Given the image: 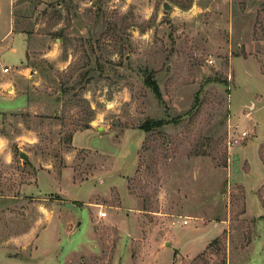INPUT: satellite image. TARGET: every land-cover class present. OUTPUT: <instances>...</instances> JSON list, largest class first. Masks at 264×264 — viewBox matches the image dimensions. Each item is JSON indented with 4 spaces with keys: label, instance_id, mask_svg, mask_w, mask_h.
Returning <instances> with one entry per match:
<instances>
[{
    "label": "rangeland",
    "instance_id": "374dc122",
    "mask_svg": "<svg viewBox=\"0 0 264 264\" xmlns=\"http://www.w3.org/2000/svg\"><path fill=\"white\" fill-rule=\"evenodd\" d=\"M0 264H264V0H0Z\"/></svg>",
    "mask_w": 264,
    "mask_h": 264
},
{
    "label": "trees",
    "instance_id": "16d2710c",
    "mask_svg": "<svg viewBox=\"0 0 264 264\" xmlns=\"http://www.w3.org/2000/svg\"><path fill=\"white\" fill-rule=\"evenodd\" d=\"M149 122V123H148ZM148 122H146L145 124H147V127H146V130L147 129H149V127L148 126H151V127H153V126H155V125H158V124H160V122L159 121H157V120H149ZM150 127V128H151Z\"/></svg>",
    "mask_w": 264,
    "mask_h": 264
},
{
    "label": "built area",
    "instance_id": "2783aa9c",
    "mask_svg": "<svg viewBox=\"0 0 264 264\" xmlns=\"http://www.w3.org/2000/svg\"><path fill=\"white\" fill-rule=\"evenodd\" d=\"M1 70H2L3 73H6V72H8L9 68L8 67H4ZM243 134H245V133H243ZM103 215H105V212L99 213V217H102Z\"/></svg>",
    "mask_w": 264,
    "mask_h": 264
},
{
    "label": "water",
    "instance_id": "95a60500",
    "mask_svg": "<svg viewBox=\"0 0 264 264\" xmlns=\"http://www.w3.org/2000/svg\"><path fill=\"white\" fill-rule=\"evenodd\" d=\"M163 7L166 9V8H168V5L165 3V4L163 5ZM19 156H20L21 158H25V157H26V154H25V152L20 151Z\"/></svg>",
    "mask_w": 264,
    "mask_h": 264
}]
</instances>
